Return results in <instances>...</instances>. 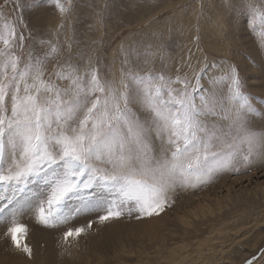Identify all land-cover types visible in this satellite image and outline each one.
<instances>
[{
	"label": "rangeland",
	"instance_id": "rangeland-1",
	"mask_svg": "<svg viewBox=\"0 0 264 264\" xmlns=\"http://www.w3.org/2000/svg\"><path fill=\"white\" fill-rule=\"evenodd\" d=\"M61 3L67 9L63 14L54 0H0V13L16 23L23 35L22 57L29 52L42 56L52 46L57 49L46 62V80L61 89L68 88L69 81L58 76L67 73V65L77 68L81 77L96 69L102 80L117 87L121 81L129 83V73H162L193 83L199 73L201 91L207 94L214 90L211 82L234 65L254 109L245 117L244 127L264 137V0ZM215 91L222 95L225 89L220 85ZM129 94V108L144 120L147 114L135 99L134 88ZM208 122L225 131L230 124L218 117H209ZM154 146L158 155L160 142L154 140ZM32 189L38 191L35 185ZM98 198L94 194L89 202L94 204ZM10 207L21 210L16 213V223L27 229L24 242L33 253L28 241L32 229L54 231L59 245L66 249L67 260L74 264H81L79 255L85 252L98 255L97 259L91 256V264H264V147L255 150L250 162L240 159L210 183L177 186L169 192L168 203L159 215L137 218L140 213L134 202H129L119 219L100 223L99 216L104 213L90 208L68 224L53 226L39 221L34 195H20ZM24 209L29 211L27 219L33 226L21 218ZM3 214H11L8 209L0 213L2 234L11 242V225L3 222ZM84 220L91 222V228L82 224ZM147 224L161 227L154 234L156 239L147 236ZM80 227L85 228L82 235L64 239L67 231ZM13 250L24 259L33 258V253L29 256L16 247Z\"/></svg>",
	"mask_w": 264,
	"mask_h": 264
},
{
	"label": "snow or ice",
	"instance_id": "snow-or-ice-1",
	"mask_svg": "<svg viewBox=\"0 0 264 264\" xmlns=\"http://www.w3.org/2000/svg\"><path fill=\"white\" fill-rule=\"evenodd\" d=\"M54 2L62 14L67 11L61 0ZM23 39L16 23L0 13V213L8 209L3 222L11 225L15 247L29 256L27 229L16 223L19 209L10 207L22 194L35 196V212L45 225L68 224L90 208L104 213L100 223L119 219L129 202L137 218L159 215L177 186L210 183L264 147V137L244 127L254 109L234 65L211 82L214 90L207 94L199 73L194 83L129 73V83L117 87L96 69L81 77L72 65L58 74L69 81L61 89L44 78L57 49L22 57ZM220 85L225 91L217 95ZM131 88L144 120L129 108ZM209 117L229 120L228 130L210 124ZM154 140L160 142L158 155ZM94 194L99 198L93 204ZM84 232L70 229L64 239Z\"/></svg>",
	"mask_w": 264,
	"mask_h": 264
},
{
	"label": "bare ground",
	"instance_id": "bare-ground-1",
	"mask_svg": "<svg viewBox=\"0 0 264 264\" xmlns=\"http://www.w3.org/2000/svg\"><path fill=\"white\" fill-rule=\"evenodd\" d=\"M18 209H19V207H18ZM26 209L28 210L27 207H26ZM26 209H24L21 212V215H25L24 217L21 216V218H23L25 220L24 222L28 223L29 226H33V222L30 219H29V221L27 219V218H29L28 217L29 211L26 212ZM20 211H19V213H20ZM193 213H194V211H193ZM1 217H3V221H4V214L1 215ZM87 222H85V220H84L82 222V224H86ZM114 223L117 224L119 222H113L112 225H115ZM1 225H2V223H0V264H26L27 262H29V263L35 262L36 264H74L71 262V260L70 261L67 260L66 249L63 246L59 245V240L57 238L56 232H54V231L50 232L48 230V232L46 233V230L41 231V228H36L34 230L32 229V232H31L32 236L30 234H28V241L30 244L33 245L34 253L32 252L33 258L31 260H28L27 258L24 259L25 257L23 255L20 256L19 254H17L18 252L16 253L13 250V248H15V247L12 246L13 243H12V241L11 242L9 241V239H8L9 237L5 236L4 233L2 234V229H3L2 226L3 225L2 226ZM6 225L8 226L9 224H6ZM95 228L96 229L98 228L97 224H96ZM112 229L114 230V227H112ZM160 229H161L160 226L151 227L149 224H147V226H145V228H144V230H146V232H147V236L150 237V239H152V240L156 239L154 237V234L157 233L158 231H160ZM124 230H126L125 227H124ZM103 232H104V230H103ZM120 233H122V231ZM118 235H120V234H118ZM117 237H120V236H117ZM42 244L46 245L45 248L41 247ZM95 244H93V245H95ZM73 247H76V246H73ZM76 249H78V248L76 247ZM80 249H82V248H79V250ZM68 256H69V254H68ZM91 256L94 259L98 258V255L95 256V253L92 254V252H89V253L85 252L84 254L79 255V259H80L81 264H91L90 263Z\"/></svg>",
	"mask_w": 264,
	"mask_h": 264
}]
</instances>
